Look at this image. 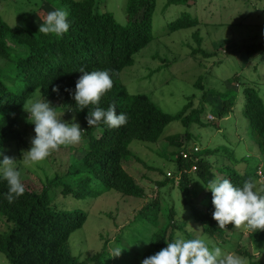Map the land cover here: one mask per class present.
Masks as SVG:
<instances>
[{"label": "trees", "instance_id": "16d2710c", "mask_svg": "<svg viewBox=\"0 0 264 264\" xmlns=\"http://www.w3.org/2000/svg\"><path fill=\"white\" fill-rule=\"evenodd\" d=\"M45 1L55 10L64 9L69 13V30L61 37L38 32L39 27L29 21L28 15L16 19L13 24L0 16V57L14 64V73L8 80L4 79V70L0 68V159L3 158L1 155L6 145L16 148L21 145L29 146V124L19 129L18 117L23 110V103L35 91L41 98L56 104L59 109L72 111L75 121L82 129L81 137L87 138V143L83 155L74 159L64 174L55 172L46 183L27 172L30 179H26L28 182L21 181L25 192L12 203L5 199L8 187L6 182L0 180V215L6 225L5 230L0 233V253L5 260L9 264H141L144 258L165 248L167 242H172L178 233L189 239L207 237L210 248L218 246L224 253L232 252L240 257L250 258L253 244L264 255V230L253 232L245 227L246 231L242 232L236 230L231 222L224 229H220L212 218V194L206 188L209 181L228 179L234 186H242L245 180L253 182L257 178V168L263 169L257 161L251 162L249 167L242 158L238 159L232 153L228 154L229 164L216 166L212 156L227 152L225 148L223 151L217 148H200L199 152L191 153L198 157L196 161L193 155L181 157L179 151L172 152L175 154L173 173L182 171L183 168L190 169L192 165L196 167L194 173L187 172L190 170L182 172L181 180L177 184L181 191V183L188 186L193 175L200 181V189L204 190L202 202H188L191 225L184 223V220L180 222L172 207L165 208L158 223V202L155 198H149L135 216V221L142 228L134 232L127 231L125 236L117 234L112 238L111 245L110 238H103L100 249L86 255L84 259H80V254H75V249L70 245L72 252L69 238L74 230L81 227L86 213L59 208L61 205L55 204L49 194L51 187L48 184L59 185V193L63 196L72 195L82 199L108 190H114L122 196L142 197L145 195L143 188L123 166L127 160H140L132 154L130 142H157L163 136L169 144L187 150L188 146L183 143L187 142L188 136L184 135L185 141L182 142L179 135H163L162 130L173 120H179L185 127L193 122L200 124L198 114L202 109L193 108L189 101L176 113L165 112L146 93H129L120 80L121 71L133 64L134 54L151 40L155 0H124L125 24L117 22L107 9L95 10V0ZM0 2L6 3L7 0ZM196 2L197 0H165V5ZM31 10L37 16V9L35 12L32 8ZM40 11L41 9L38 14L42 16L39 15V18L43 23L47 14L46 11L44 14ZM198 23L196 16L182 12L169 21L168 29L174 31L196 26ZM192 38L197 43L193 53L204 57L214 54L200 47L202 37L198 30L192 33ZM246 46L247 49L243 42L240 46L245 49L246 56L255 59L258 55L255 61L262 60L264 34ZM81 67L89 72L107 70L113 84L101 97L98 105H89L77 111L72 95L65 88L74 93L76 80L82 75L78 71ZM232 77L231 83L239 81L236 74ZM262 84L264 83L259 82V77L240 82L243 94L240 111L249 126V133L264 153V99L260 89ZM194 85L200 89L204 87L199 80ZM53 86L59 87L58 93L52 91ZM205 91L221 97L215 110L218 120L232 112L236 94L232 88L222 92L211 88ZM109 105L114 106L117 114H126L127 122L124 125L109 128L102 121L93 126L87 124L85 117L88 112L95 107L106 110ZM213 119L212 116L210 120ZM241 162H244V168L239 166ZM66 177L68 179L64 180ZM171 179L173 184V177ZM32 182L35 184L32 185ZM164 183L165 180L155 181L158 188ZM260 194H264V186ZM148 225L149 230L146 229ZM143 240L152 241L145 243ZM137 244H140L138 248L135 247ZM118 251L119 255L113 254ZM247 264H264V260H249Z\"/></svg>", "mask_w": 264, "mask_h": 264}, {"label": "rangeland", "instance_id": "374dc122", "mask_svg": "<svg viewBox=\"0 0 264 264\" xmlns=\"http://www.w3.org/2000/svg\"><path fill=\"white\" fill-rule=\"evenodd\" d=\"M165 6V0H155L151 40L134 54L133 64L121 71L122 84L131 94L146 93L153 103L168 113H176L189 101L193 108H201L198 114L200 124L193 122L189 127H185L179 120H173L163 128L162 134H177L182 142L185 141L184 135H186L188 140L183 145L188 147L196 145L201 150L217 148L223 151L225 148L227 152L212 156L216 166L229 164L230 153L238 159L242 158L249 167L251 162L257 161L263 169L257 168V178L253 179V183L255 190L261 192L264 186V153L249 133V126L240 111L243 99L240 82L259 77V82L264 83V57L260 61H255L258 55L254 57L255 59H250L245 53L246 45L255 42L256 39L261 38V33H264V13L258 10V8L263 10L264 0H197L195 4ZM31 8L34 12L37 9L35 14L38 18L31 12ZM103 8L110 11L117 22L125 24L124 0H95L94 9L102 11ZM39 9L43 14L45 11L47 14L55 10L45 0H7L2 4L0 2V16L9 24L28 15L29 21L39 27L42 23L39 18L41 14H38ZM182 12L196 16L199 23L196 26L169 31V21ZM229 22H240V24H228ZM196 30L202 37L200 47L206 52H214L213 55L204 57L192 52L197 46L192 38V33ZM252 39L255 40L251 41ZM242 42L245 43V49L240 47ZM0 68L4 70V79L12 78L14 73L12 62L0 57ZM233 74L238 76L239 81L231 83ZM197 80L203 83V89L194 85ZM260 86L264 99V84ZM207 88L217 92L232 88L236 93L232 112L221 120L215 117V110L219 106L221 97L219 94L205 91ZM37 97L43 100L37 91L30 98ZM48 102L58 113L62 112L60 119L70 121L75 117L72 111L59 109L56 104ZM27 116L28 113L23 109L18 117V128L22 129L29 124L27 126L29 146L21 145L16 148L10 144L6 145L1 156H8L14 160L21 173V181L28 182L26 179L30 178L27 172H30L41 182L46 183L55 172L64 174L68 165L83 155L87 138L81 137V141L73 146H61L44 161L29 166L23 156L30 149L35 133L34 125H30L31 123L26 120ZM212 116L214 119L210 120ZM129 147L132 154L140 160H127L123 166L143 188L145 195L142 197L122 196L114 190H108L82 199L72 195L63 196L59 193V185L48 184V187H51L49 194L55 204L61 205L59 208L81 210L86 213L81 227L74 230L69 238V246L72 245L75 254H80V259L99 250L103 238H110L109 245H111L112 238L117 234L125 236L127 231L134 232L142 228V225L135 221V216L149 198L156 197L158 202V223L161 221L162 212L172 207L176 211L175 217L180 222L184 220L187 225L192 224L189 219L188 202L203 201L204 190L200 189L202 186L197 177L193 175L188 181V186L181 183L183 185L181 191L175 181L172 184L171 175L167 176V172L175 171V154L172 152L179 149L178 146L169 144L161 136L157 142L132 140ZM244 162L239 166L244 168ZM259 170L261 174L258 173ZM66 179L68 177L64 180ZM163 180L166 183L159 185L158 192L154 193L155 181ZM3 221L4 218L0 215V233L6 228ZM234 228L242 232L246 231L245 226L242 225ZM146 229L149 230L150 225ZM139 246L140 244H137L135 247ZM250 253V258L242 257L244 264L249 260H264L262 251L253 244ZM0 264H9L1 253Z\"/></svg>", "mask_w": 264, "mask_h": 264}, {"label": "clouds", "instance_id": "9594fccd", "mask_svg": "<svg viewBox=\"0 0 264 264\" xmlns=\"http://www.w3.org/2000/svg\"><path fill=\"white\" fill-rule=\"evenodd\" d=\"M68 16V11L64 9L48 12L43 23L39 25L38 32L45 35L53 34L56 37L63 36L69 30ZM78 71L82 75L76 80L74 93L65 88V91H69L72 95L77 111L89 105H98L101 97L112 88L113 84L107 70L89 72L81 67ZM52 91L58 93L59 87L53 86ZM22 107L28 113L26 120L34 125L35 133L30 149L23 156L27 165L34 166L44 161L61 146H73L81 141L82 129L78 123L74 122L75 117L70 121L60 119L62 112L58 113L46 99L30 98L23 103ZM85 119L89 126L102 121L109 128H116L127 122L126 114H117L113 105H109L106 110L95 107L88 112ZM193 146L196 145L188 147L187 150L181 147L177 151L179 154L181 150L186 151L190 156L193 155L191 153L197 152H193ZM199 150L200 148L198 152ZM193 156L196 161L198 157ZM195 169V165H192L190 169L183 168L176 173L167 172V176L171 175L173 183L175 181L178 184L182 172L190 170L187 172L194 173ZM20 176L21 173L13 159L8 156L0 159V180L5 181L8 186L5 199L9 203L25 192ZM153 188L154 193L158 192L157 185ZM206 188L211 190L214 206L212 218L220 229H224L231 222L236 228L244 225L253 232L264 230V194L255 190L253 182L245 180L242 186H234L228 179L218 178L209 181ZM143 241L147 243L152 240ZM209 243L207 237L189 239L178 233L172 242H167L165 248L144 258L141 264H244V259L239 255L232 252L224 253L218 246L210 248ZM119 253L120 251L113 254L119 255Z\"/></svg>", "mask_w": 264, "mask_h": 264}, {"label": "built area", "instance_id": "2783aa9c", "mask_svg": "<svg viewBox=\"0 0 264 264\" xmlns=\"http://www.w3.org/2000/svg\"><path fill=\"white\" fill-rule=\"evenodd\" d=\"M263 12H264V8H263ZM192 150H193V152H196V151H198V147L193 146V147H192ZM180 154H181L182 157H186V156L188 155L187 152H186V151H183V150L180 151ZM195 159H196V158H195ZM193 168H194V167H192V169H193ZM258 173L261 174V171L259 170Z\"/></svg>", "mask_w": 264, "mask_h": 264}, {"label": "crops", "instance_id": "0c3cea01", "mask_svg": "<svg viewBox=\"0 0 264 264\" xmlns=\"http://www.w3.org/2000/svg\"><path fill=\"white\" fill-rule=\"evenodd\" d=\"M258 10H260V11H261V9H259V8H258ZM261 12H262V13H264L263 11H261ZM262 34H264V33H261V35H262Z\"/></svg>", "mask_w": 264, "mask_h": 264}]
</instances>
